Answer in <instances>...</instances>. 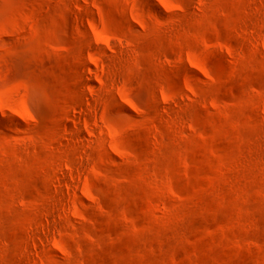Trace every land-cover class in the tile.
Returning <instances> with one entry per match:
<instances>
[{"label": "rangeland", "instance_id": "374dc122", "mask_svg": "<svg viewBox=\"0 0 264 264\" xmlns=\"http://www.w3.org/2000/svg\"><path fill=\"white\" fill-rule=\"evenodd\" d=\"M0 264H264V0H0Z\"/></svg>", "mask_w": 264, "mask_h": 264}, {"label": "bare ground", "instance_id": "6f19581e", "mask_svg": "<svg viewBox=\"0 0 264 264\" xmlns=\"http://www.w3.org/2000/svg\"><path fill=\"white\" fill-rule=\"evenodd\" d=\"M85 74H83V76H84Z\"/></svg>", "mask_w": 264, "mask_h": 264}]
</instances>
